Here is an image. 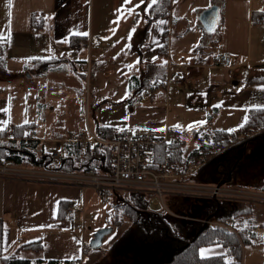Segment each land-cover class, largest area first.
<instances>
[{"label":"crops","instance_id":"1","mask_svg":"<svg viewBox=\"0 0 264 264\" xmlns=\"http://www.w3.org/2000/svg\"><path fill=\"white\" fill-rule=\"evenodd\" d=\"M155 3L11 0L10 4L9 0H0V35L6 37L0 41V79L9 77L11 68H17L16 94L25 95L18 96V103L32 97L38 101V114L47 109L48 97H62L68 91L69 99L71 94L79 93L76 104H82L81 98L86 94L88 111L89 96L121 109L123 121L121 118L118 123H99L98 129L117 132L130 128L158 133L180 128L171 119L168 88L150 93L148 87L163 81L170 85L178 77L181 85L202 91L193 98L192 108L203 107L207 119L212 118L209 125L216 126L223 120L222 127L217 125L213 131L240 129L250 110L264 108V25L256 23L264 15V0H171L169 15L150 22L149 9ZM213 7L218 8L219 14L209 26L201 16ZM34 14L44 17L45 25L40 31L31 28ZM87 42L89 48L79 49L80 44ZM75 52H85L86 56L75 58ZM219 53H229L231 57L226 64L215 66ZM88 58L89 74L83 70ZM7 108L6 100L0 99V137L4 132L11 138L9 133L15 126L31 124L42 142L37 122L12 125ZM201 128L210 132L207 125ZM85 134L97 132L90 129ZM88 191L95 190L68 183L0 177L4 254L11 257L22 252L35 253L34 258L29 254L25 258L33 264L38 259L44 264L66 260L71 253L78 258L83 256L85 248L78 242L77 231L85 228L86 220L82 227L72 221L86 212ZM66 203L75 208L72 219L61 209ZM250 217L255 219V226L260 225L254 243L260 248L246 254L243 248L242 264H264V209L254 210ZM65 237L69 242L64 241ZM33 241L42 242L41 252L19 250Z\"/></svg>","mask_w":264,"mask_h":264},{"label":"rangeland","instance_id":"2","mask_svg":"<svg viewBox=\"0 0 264 264\" xmlns=\"http://www.w3.org/2000/svg\"><path fill=\"white\" fill-rule=\"evenodd\" d=\"M73 54L76 55L75 58H80L81 55L86 56L85 52H75ZM10 71L9 77L3 80L0 79V99H5L7 102V113L9 114L7 117L10 119L12 125L21 124L25 121L37 122L39 124L38 137L42 140L43 149L47 155H51L56 151L63 153L64 150L60 144L73 140L87 133V131L90 132V129L96 133L97 127L100 125L99 123L121 122L120 108H113L111 103H101L96 101L93 96H89L88 111L86 107V94L81 98L82 104H76L74 102L75 97L79 93L76 96H72L71 94L72 97L70 96L71 99H69L68 91L62 97L58 95L48 97L47 109H43L38 114L36 111L38 101L32 97L28 98L27 101L18 103V96L24 97L25 95L16 94L17 81L15 75L18 73L17 68H11ZM0 75H3L2 69H0ZM84 79L86 84V78L83 77ZM167 88L171 92V119L180 128L179 130H183L187 134L186 155H188L199 144L198 137H195L194 131L207 125V129L213 132L218 126L222 127L220 125H222L223 120L220 121V124H217L218 126H215V124L211 126L209 125L211 121L205 116L203 107H198L195 110L192 108L194 103L193 98L202 92L196 91L195 87H191L190 85L177 86L173 82ZM56 89L58 91L59 88L57 87ZM64 90H67V88L64 87ZM59 99L65 100V102H59ZM86 122L89 126H87ZM263 133L264 129L246 131L242 133L240 140ZM200 137L206 139L207 134L203 132ZM216 150L217 154L215 157H211L212 159L209 163L200 171L201 176L199 181L208 186H220L227 189L226 195L211 200V202L200 198L188 199L175 195H165L163 198L165 206L172 213H168L167 215L177 223L183 224L186 231L189 230L188 234L190 235L194 233L189 228V225L193 223L202 221L201 223L205 224L204 221L211 218L210 221L213 222V225H210L211 227H221L218 225L219 223H227L229 221H219L211 217L214 211V209L212 211L214 202L217 204L218 201H224L229 202L230 205L243 204L239 201H242L241 198H245L246 203L244 204L252 206L253 213L254 210L261 212L264 209L262 205L264 203H260L261 201L258 199H253L255 195L264 194V190H262L264 187V140L249 141L245 149L240 151L241 161L232 172H228L226 168L227 155L229 154L217 148ZM235 153L239 156L237 152ZM53 161L58 163L59 159L53 157ZM88 196L89 202L86 212L81 216L77 215L76 221H72L77 222L82 227L84 219L86 220L84 230L77 231L78 242L84 246L85 253L79 258L77 254H67L66 260L62 261H71L72 264H150L162 258L159 250L153 251L150 244L138 239L135 226L126 219L122 221L121 227L112 225L115 222L112 213L116 214L115 211L111 210L112 205L110 202L113 199H110L107 204H103L98 192L88 191ZM126 199L131 200V195L127 196ZM155 201H159V204L155 205ZM148 206V210L152 212H163L165 210L162 202L155 196L152 197ZM250 216L243 215L240 218H234L235 224L231 227L238 232V236L235 233L233 234L239 238L241 244V231H249L255 234L253 230L256 228L254 225L255 219H251ZM90 218H93V221H88ZM246 224L248 225L246 226ZM109 225L113 226V230L105 237L102 247L92 249L89 244L95 232L100 228L109 227ZM227 230L231 231L230 229ZM64 241L69 242V238L65 237ZM256 248H260V246L254 244L245 246L244 254L249 251H256ZM26 254L31 255L33 258L36 256L32 252H22L18 257L26 258ZM198 254L202 258H208L227 254V249L223 244L210 243L201 245L198 249ZM8 255L10 254H4L5 257ZM226 258L228 259V257Z\"/></svg>","mask_w":264,"mask_h":264},{"label":"trees","instance_id":"3","mask_svg":"<svg viewBox=\"0 0 264 264\" xmlns=\"http://www.w3.org/2000/svg\"><path fill=\"white\" fill-rule=\"evenodd\" d=\"M170 5L171 0H158L152 5L149 9L150 22L168 16ZM44 25L45 21L42 14L32 16L31 28L33 31L42 30ZM3 49L5 48L3 47ZM48 67L50 66L48 65ZM211 120L212 118H209V121ZM30 127L31 124L15 126L11 138H7L4 132L1 134L0 160H7L18 165L25 164L66 171L91 170L100 174H107L111 171L112 159L108 146L97 144L92 151L91 146L85 147L82 143L73 140L66 141L63 146V158L55 163L53 156L44 152L43 143L40 140L37 138L26 140V132ZM262 129H264V110L253 109L249 111L247 122L238 130L213 132H206L202 128L195 130L194 134L196 138L198 137L199 144L188 155H186V138L179 143L162 144L155 149V155L158 160H162L169 150H172L173 160L184 162L186 159L202 153L209 155L212 150L217 148L229 154L227 155L226 168L228 172H232L240 163L241 156L239 153L245 149L247 143L258 139L264 140V133L240 140L242 133ZM115 132L113 129L100 127L97 130V135L105 139H112ZM203 132L207 134L206 139L200 137ZM262 190H264V187ZM110 203L112 205L111 210L116 213H112L115 218L112 225L121 227L122 221L126 219L135 226L136 235L140 241L150 244L153 251L159 250L161 252L162 258L150 264H242L243 248L253 245L256 240V234L241 231V244L239 238L233 232L223 227H211L201 222L189 225L190 231H194L190 235L188 234L189 230L186 231L183 224L177 223L167 214L149 211L148 199L139 194L131 195V200L121 195L118 200ZM68 206H70V203L63 204L61 209L66 211ZM212 211V218L227 222L232 218L252 215L253 208L244 203L230 205L229 202L218 201L217 204L214 202ZM112 225H109V227H113ZM4 243L5 228L3 220L0 218V264H33L29 259L20 258L18 255L5 257ZM210 243L223 244L227 249V254L208 258L200 257L198 254L199 247ZM42 246L41 241H33L22 245L19 250L29 249L39 253ZM34 264H44V262L38 259ZM45 264H72V262L50 260Z\"/></svg>","mask_w":264,"mask_h":264},{"label":"built area","instance_id":"4","mask_svg":"<svg viewBox=\"0 0 264 264\" xmlns=\"http://www.w3.org/2000/svg\"><path fill=\"white\" fill-rule=\"evenodd\" d=\"M257 24L264 25V15L259 16ZM90 47V43L80 44ZM229 53H219L216 55L213 65L222 66L230 59ZM83 70L87 74L91 71L90 58L86 60ZM175 84L181 85L182 81L175 77ZM168 81L148 87V92L153 93L160 89L167 88ZM13 133L10 132L9 135ZM186 132L176 129H165L161 132H146L140 129L123 128L115 132L111 140H106L98 135L82 134L73 139L74 142L82 143L83 146H94L102 144L108 146L110 157L112 159L111 171L107 174H100L94 171H66L58 169H49L45 167H35L25 164H14L7 160H0V177L18 178L24 180H42L58 183L75 184L83 187H90L99 193L102 203L107 204L110 199L118 200L119 196L129 197L133 194L145 196L148 204L153 196L158 198L165 210L162 214L171 213L165 206L163 198L165 195L182 196L188 199L200 198L204 200L217 199L226 195L227 189L220 186H208L200 183V171L217 154L214 149L209 155L200 154L193 158H188L184 162L173 160V151L169 150L162 160H158L155 155V149L162 144L179 143L186 138ZM37 138V128L32 127L26 136V140ZM56 159H62L63 154L56 152L53 154ZM112 195L111 197L109 195ZM240 196V194H238ZM264 203V194L253 196ZM240 203H246L245 198H241ZM252 200V199H251ZM155 205L159 201L154 202ZM149 207V206H148ZM66 216L72 219L75 215V208L70 205L67 207ZM172 214V213H171ZM93 221V219H88ZM211 218L204 221L205 224L213 225ZM200 221V220H198ZM202 222V221H200ZM235 224V219H230L227 223L218 225L230 229L238 236V232L231 227ZM248 224H246L247 226ZM260 225H256L254 232H257ZM84 230V227H83ZM79 264V263H77Z\"/></svg>","mask_w":264,"mask_h":264},{"label":"water","instance_id":"5","mask_svg":"<svg viewBox=\"0 0 264 264\" xmlns=\"http://www.w3.org/2000/svg\"><path fill=\"white\" fill-rule=\"evenodd\" d=\"M219 14V10L217 7H213L211 9H208L203 12L201 19L204 22H207V24L210 26L212 24V21L216 19L217 15ZM212 19V21H211ZM113 228L112 227H103L98 229L93 238L90 241V247L92 249H98L101 248L103 245V241L105 237L112 232Z\"/></svg>","mask_w":264,"mask_h":264},{"label":"snow or ice","instance_id":"6","mask_svg":"<svg viewBox=\"0 0 264 264\" xmlns=\"http://www.w3.org/2000/svg\"><path fill=\"white\" fill-rule=\"evenodd\" d=\"M129 0H126V3H128ZM153 3L156 2V0H152ZM9 3L11 4V0H9ZM142 3H144V0H142ZM261 11H264V10H261ZM9 15H11V13H9ZM163 23V22H161ZM79 35H88L87 33H77ZM3 40H6V37H4L3 35H0V41H3ZM260 110H264V108L260 109ZM245 120H247V118H245ZM198 123H203V122H198ZM191 127V126H190ZM203 255V253H202Z\"/></svg>","mask_w":264,"mask_h":264}]
</instances>
